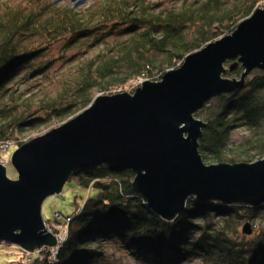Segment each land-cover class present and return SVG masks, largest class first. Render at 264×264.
<instances>
[{
	"label": "trees",
	"instance_id": "1",
	"mask_svg": "<svg viewBox=\"0 0 264 264\" xmlns=\"http://www.w3.org/2000/svg\"><path fill=\"white\" fill-rule=\"evenodd\" d=\"M262 1L242 0L238 5L202 0L197 5L157 9L146 0H98L78 9L54 1L0 0V132L13 137L24 127H37L52 118L60 122L87 107L96 90L114 94L116 87L133 78L158 81L186 55L214 40L219 33L216 26L225 29L224 34L231 33ZM238 15L242 18L237 19ZM110 28H120L127 37L115 50L109 49L110 54L86 61L54 96L42 100L43 116L32 111L33 103L23 95L21 85L49 67L51 60L36 63L49 46L66 39L69 48L84 50ZM189 32H193L191 37ZM34 35H42L45 41L31 43ZM157 55L161 58L156 59ZM213 98L212 105L210 99L195 112L206 123L198 140L203 160L237 163L263 158L264 70L253 69L241 89ZM237 127H244L248 135L235 144L231 131ZM22 143L17 140L18 146ZM71 175L96 193L82 209L65 217L68 222L60 221L67 235L58 250L53 253L44 246L38 251L40 256L26 259L20 247L4 264H105L110 250L126 251L148 264H179L192 257H200L204 264H264V218L250 237L238 230L243 218L254 220L264 213V203L223 204L190 197L184 210L167 220L133 189L131 170L111 171L102 164ZM196 217L201 221H194ZM50 219L45 220L47 225Z\"/></svg>",
	"mask_w": 264,
	"mask_h": 264
},
{
	"label": "water",
	"instance_id": "2",
	"mask_svg": "<svg viewBox=\"0 0 264 264\" xmlns=\"http://www.w3.org/2000/svg\"><path fill=\"white\" fill-rule=\"evenodd\" d=\"M227 61L230 71L243 67L238 78L223 76ZM255 68L264 70V8L186 55L160 80H145L133 93L97 95L78 114L18 146L10 158L17 178L0 162V242L28 251L55 247L41 214L44 199L60 192L73 171L102 164L133 171V189L167 220L190 197L264 203V157L205 163L198 140L206 123L195 116L212 97L241 89ZM242 233H252L250 223Z\"/></svg>",
	"mask_w": 264,
	"mask_h": 264
},
{
	"label": "rangeland",
	"instance_id": "3",
	"mask_svg": "<svg viewBox=\"0 0 264 264\" xmlns=\"http://www.w3.org/2000/svg\"><path fill=\"white\" fill-rule=\"evenodd\" d=\"M9 1L24 2L25 0H9ZM44 1H48V2L54 1L56 2L57 5L73 4L76 8L79 9V8H84L85 6H87L92 2L95 3L98 0H44ZM146 1L156 4L158 9L165 7H178L181 4L188 5L190 3L193 5H197L202 0H146ZM226 1H233L239 3L238 5H240V3L242 2V0H226ZM224 7H229V6L225 4ZM257 7L264 8V1H262ZM238 16L237 19L242 18V15H238ZM224 24L229 25L230 22H224ZM216 29L219 31V33L216 35L214 40H217L229 34V33L224 34L222 31L226 32V30L225 29L221 30L220 28H218V26H216ZM103 31L104 32L100 33L101 34L100 39L96 43H93L90 47H87L84 50L82 49L76 50L69 48L66 44L67 41L66 39L55 42L53 43V45L49 46L48 50L44 52L43 56L38 61H36V63L39 64L47 60L48 61L51 60L49 67L45 69L44 73H40L32 76L27 81H25V83L21 85V88L25 87L24 88L25 91L23 95L25 97L29 96L30 101L33 103L32 111L36 112L39 116H43L45 112L43 109H40L42 100L45 101V98L47 96H54V94L58 91L60 85L64 83L65 80L70 81L79 72L80 67L83 64H85L86 61L94 59L98 54H102V55L110 54L111 52H109V49L115 50L117 43L123 41V39L127 37V34H125V32H121L120 28H116V29L110 28V30H103ZM189 33L191 37V35H193V32H189ZM44 39L45 38H43L42 35H34L31 36L30 41L31 43H37L40 41L44 42L45 41ZM160 58H161L160 55L156 56V59H160ZM229 63L227 62L224 63V67L226 71L223 74V76L230 78H238L239 75L238 72H236L237 68H235L234 71L228 70ZM238 68L243 69L241 65ZM138 79L139 78L130 79L123 86L116 87L115 88V90H117L116 93L118 92L133 93L134 90L137 88L135 87V83L138 81ZM141 79L144 81L148 80L147 78H141ZM153 80L155 79H149V81H153ZM106 94L107 93H104L103 91L96 90L93 93V98L97 95H106ZM211 100L212 101H210V105H212L215 102V99L213 97L211 98ZM82 110L77 111L74 115L78 114ZM28 113H29L28 111H24L25 115H27ZM74 115L67 117V119L61 120L60 122L57 119L52 118L46 123L41 124L37 127H33V128L24 127L23 130L18 132L17 135L13 137L4 135L2 132H0L1 134L0 146L2 144H4L5 146L7 145L6 147L7 151L2 152L0 150V154L2 153L6 158H8V162L6 164L7 176L11 179L17 178V171L10 161L13 151L18 147L17 140L25 143L28 140L37 137L39 135H42L45 132L49 131L50 129L59 126L60 124H62L63 122H65ZM247 133L248 131H246L244 127H237L233 129L231 131L232 142L238 144L243 139L244 136L248 135ZM15 137H17V139H15ZM95 193H96L95 188L81 186L77 181L76 175L75 176L71 175L64 183L60 192L47 196L42 203L41 214L44 220H48L51 218L50 219L51 225H49L50 224L49 223L48 226L50 227L53 226L54 228V225H57L55 226L57 229L54 228L56 230H54L52 233L54 235L59 234L61 229L63 228V224H60L62 225V227H59L60 226L59 223H61L60 221L65 220L66 216L74 215L77 211L82 209L86 199L89 196H94ZM55 212L61 215V217L57 216L59 220L55 219L56 218ZM263 218H264L263 212L258 213V215L254 218V220L243 218L238 227L239 232L241 234H244L242 233V226L245 223H250L252 227V233L245 234V236L247 237L252 236L255 233V230L257 229L258 225L263 222L262 220ZM198 219L200 220L197 222H200L201 221L200 217L194 218V221ZM193 234H196L195 231H193ZM19 248L20 246L17 244L8 243V242L0 243V264L6 263L9 259H11V257L14 258L17 255L16 252L19 251ZM49 249L54 250L53 247H49ZM25 251H26L25 253L26 259H31L32 257L41 255L38 253L39 249H35L34 251H28V250ZM110 253L111 254H109V256L106 258L105 264H148L140 259L133 257L131 254L127 253L126 251L121 252V251L110 250ZM179 264H204V263L200 259V257H192L190 260L183 261Z\"/></svg>",
	"mask_w": 264,
	"mask_h": 264
},
{
	"label": "built area",
	"instance_id": "4",
	"mask_svg": "<svg viewBox=\"0 0 264 264\" xmlns=\"http://www.w3.org/2000/svg\"><path fill=\"white\" fill-rule=\"evenodd\" d=\"M144 80H142L141 78H139L138 79V81L135 83V87H138V86H140L141 84H142V82H143ZM7 145L5 146L4 144H2L1 146H0V149H1V151L2 152H5V151H7ZM0 162L2 163V164H4V165H6L7 164V162H8V158H6V157H0ZM57 216H59V217H61V215L59 214V213H57V212H55V219H57V220H59L58 219V217ZM65 221H68V220H65ZM59 223V222H58ZM60 224H63V223H59V225ZM55 226H57V225H54V228H56ZM59 227H62V225H60ZM47 228H48V230L50 231V232H53L54 230H56V229H54L53 228V226H48L47 225ZM67 233V227H66V225L65 224H63V228L61 229V231H60V233L59 234H55V236H56V239H57V245L55 246V247H53L54 248V250H52L53 251V253H55L57 250H58V247L61 245V243L63 242V240H64V238L66 237V234ZM41 248H39V250H40Z\"/></svg>",
	"mask_w": 264,
	"mask_h": 264
},
{
	"label": "flooded vegetation",
	"instance_id": "5",
	"mask_svg": "<svg viewBox=\"0 0 264 264\" xmlns=\"http://www.w3.org/2000/svg\"><path fill=\"white\" fill-rule=\"evenodd\" d=\"M230 61H227V63H229Z\"/></svg>",
	"mask_w": 264,
	"mask_h": 264
}]
</instances>
